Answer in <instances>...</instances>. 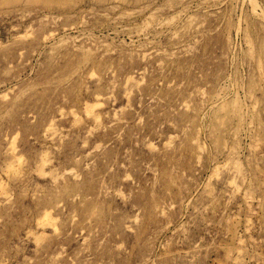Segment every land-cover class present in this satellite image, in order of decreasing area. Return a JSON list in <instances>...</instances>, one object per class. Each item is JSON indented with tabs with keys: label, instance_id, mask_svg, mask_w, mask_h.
<instances>
[{
	"label": "rangeland",
	"instance_id": "obj_1",
	"mask_svg": "<svg viewBox=\"0 0 264 264\" xmlns=\"http://www.w3.org/2000/svg\"><path fill=\"white\" fill-rule=\"evenodd\" d=\"M0 264H264V0H0Z\"/></svg>",
	"mask_w": 264,
	"mask_h": 264
},
{
	"label": "bare ground",
	"instance_id": "obj_2",
	"mask_svg": "<svg viewBox=\"0 0 264 264\" xmlns=\"http://www.w3.org/2000/svg\"><path fill=\"white\" fill-rule=\"evenodd\" d=\"M252 2H255V1H252ZM255 4H256V2H255ZM255 4L252 3L253 6H254ZM256 7H257V6H256ZM256 7H255V8H256ZM36 11H37V10H36ZM39 11H41V10H39ZM53 12H54V11H53ZM21 14H22V13H21ZM29 14H30V13H29ZM15 15H16V14H15ZM42 15H43V14H42ZM44 15H45V14H44ZM16 16H17V15H16ZM35 16H36V15H35ZM50 16H51V15H50ZM59 16H61V15H59ZM13 17H14V16H13ZM19 17H20V16H19ZM30 17H31V16H30ZM15 18H16V17H15ZM24 18H25V17H24ZM31 18H32V17H31ZM31 18H30V19H31ZM40 18H41V17H40ZM43 18H44V17H43ZM37 19H39V17H38ZM37 19H36V20H37ZM39 20H40V19H39ZM32 21H33V20H32ZM34 22H35V21H34ZM34 22H33V23H34ZM37 22H38V21H37ZM42 22H44V21H42ZM33 23H32V24H33ZM32 24H31V28H32ZM27 25H28V24H27ZM27 25H26V26H27ZM36 27H40V26H36ZM40 28H41V27H40ZM34 29H35V27H34ZM33 31H34L33 33L36 32L35 30H33ZM24 33H25V32H24ZM72 82H73V80H72Z\"/></svg>",
	"mask_w": 264,
	"mask_h": 264
}]
</instances>
